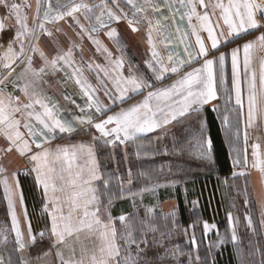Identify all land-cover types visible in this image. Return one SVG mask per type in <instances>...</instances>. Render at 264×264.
<instances>
[{"label":"snow or ice","instance_id":"6c2138e0","mask_svg":"<svg viewBox=\"0 0 264 264\" xmlns=\"http://www.w3.org/2000/svg\"><path fill=\"white\" fill-rule=\"evenodd\" d=\"M124 2L131 9V15L119 7L117 0H101L99 4L72 0L59 7L54 6L51 0H36L35 15L29 23V13L32 11L30 0H0V36L7 31L12 32L0 57V66L5 70L0 73V85H5L0 88V137L7 141V146L0 148V152H17L33 165L31 171L35 173L36 184L41 187L45 197L43 211L50 218L47 233L51 241V248L41 256L32 258L28 255V249L37 242V235L43 240L45 232L34 233L30 220L27 233L22 230L15 203L19 189V182L15 179L17 174L13 173L10 181L6 175L7 169L0 164V185L12 221L10 232L0 230V264H46V258L53 254L58 264H164L165 260L175 262L185 255L179 244L171 248L165 245L164 240L170 237V232L161 233L158 241L148 239L150 233L159 231L152 218L154 207H146L145 216L139 220L131 214H121L116 218L112 216L111 181L117 179L118 187L122 188L123 179L100 173L92 145L81 143L71 148L57 147L54 150L44 146L54 138L57 130L60 133L76 130L73 123L62 119L57 102L39 87L47 82L48 76L63 72L67 80H73L79 86L82 94L88 98V108H94L102 118L95 123L92 116L76 117V120L81 125L87 124L88 131L95 129L98 136L94 134L93 141L102 140L106 145L135 143L157 130L167 135V126L173 121L198 113L204 105L221 96L226 106L232 104L234 98V106L239 113L238 123L245 118L248 125L255 119H264V60L260 64L259 87L256 72L251 70L253 50L257 47L264 49V0H227V3L224 0H215L214 3L212 0H180L181 7L185 9L181 19L187 15L190 22L193 17L199 22L192 26L191 35L195 37V44L186 46L189 59L177 61L169 54L167 63L153 41V27L160 33L163 25L157 21L153 26L147 12V7L158 10L159 6L150 4L149 0H145V3H137L136 0ZM198 9H203V12ZM217 10L219 16L213 20ZM140 13L144 15L140 16ZM66 19L70 20L69 27L75 37L81 42L86 38L95 52L104 57L105 64L89 62L87 67L96 73L108 103L99 99L96 89L83 77V57L80 66L75 62L74 51L80 49L81 45L64 31L60 22ZM121 21H126L133 32L140 30L141 21L145 22L143 26L147 28L148 56L142 60V66L125 58L126 44L122 41L118 27L112 26ZM51 26H54L55 31ZM101 31L111 43V48L99 38ZM176 31L180 32V29ZM253 31H259L260 34L243 44H237V40H242L244 35H251ZM202 32H207L210 44L202 37ZM57 33L64 37L66 44L60 43ZM230 44H236V47L231 48L230 52L222 51ZM229 57L230 82L227 72ZM194 64L199 66L195 67ZM18 66H22L21 71L13 76ZM185 68L190 70L185 71ZM172 76L177 79L161 86L165 79H171ZM20 80L25 81L23 92L28 100L23 104L19 97L13 99L11 95H4L6 82L14 85ZM136 96H142V99L129 103ZM65 99L68 97L65 96ZM125 104L128 106L123 107ZM213 111L219 112V109L214 107ZM109 112L110 115L107 114ZM222 124L226 130H231L228 107L222 113ZM38 127L42 130L37 131ZM190 135L194 141L193 147L198 149V157L210 159L211 139L204 135V122L201 121ZM37 136H43L44 140L35 139ZM234 136L239 139V128ZM253 148L254 159L250 166L264 178V158L258 151L260 145L255 144ZM163 154L168 155V150L165 149ZM234 165L243 170L234 172L233 178L244 177L247 181L250 173L247 171L249 161L246 149L243 155L237 151ZM132 183L129 169L127 184ZM159 186L142 187L137 192L129 187L126 191L133 197L139 195L142 200L144 193H155ZM119 198H124L123 191ZM19 203L24 208L27 220L22 192L19 193ZM247 203L246 199V206ZM235 219L229 213L230 240L239 244L233 223ZM245 219L247 227L255 232L252 218L246 216ZM117 220L122 231L116 227ZM172 223L178 226L174 219ZM203 229L207 236L209 231L216 229V225L205 221ZM11 233H14L11 241L14 243L13 250L19 253L17 261L11 258L5 261L3 257L2 250L10 243ZM224 242V239L217 241L220 245ZM190 243L197 251L195 255L187 253V264H200L195 232L191 234ZM154 247L163 248L164 251L149 257L148 252ZM261 264H264V260Z\"/></svg>","mask_w":264,"mask_h":264},{"label":"crops","instance_id":"0c3cea01","mask_svg":"<svg viewBox=\"0 0 264 264\" xmlns=\"http://www.w3.org/2000/svg\"><path fill=\"white\" fill-rule=\"evenodd\" d=\"M76 2H85V3H93V4H99L101 0H78ZM137 3H145V0H136ZM214 3L215 0H212ZM225 3H227V0H224ZM117 3L119 4V7L122 8L125 12H128L129 15H131V9L125 5L124 0H117ZM150 4H156L158 5V10H154L152 7H147V12L149 14V19L152 21V25L155 26L156 22L159 21L161 25H163V28L160 33H158L155 28L153 27V41L156 43L157 51L160 53L161 57L165 59V62L167 63V56L169 54L172 55L173 60H186L189 59L187 56L186 46L189 43L195 44V37L191 35L192 32V26L198 25V21L195 19V17L192 18L191 22L189 21L187 15H184V18L181 19V15L184 13L185 9L181 7L180 0H149ZM111 6V5H110ZM176 9H179L178 12H176ZM198 11L203 12V9H198ZM175 12V15H174ZM144 13H140V16H143ZM219 16V10L216 12V16L213 17V20H215ZM139 18V17H138ZM62 27L64 28V31L72 37L73 40H76V43L78 45H81L80 49L74 51V58L75 62L78 66L81 65V57H83V77L88 81V83L97 91V95L99 99L104 102L108 103L107 98L103 95V89L99 86V81L97 79V75L94 71L89 70L87 67V64L89 62H95L100 64H105L104 57L100 55L99 53L95 52L94 47L91 45V42L88 41L86 38L83 42H81L79 39L75 37V35L72 32V29L69 27L70 20L66 19L65 21L60 22ZM144 21H141L140 30L138 32H133L131 28L127 25L126 21H121L118 25L113 24V27H118L119 34L122 38V41L124 44H126L125 49V58L130 59L135 64H141L142 66V60L146 59L148 56V45L146 43V33L147 28L144 26ZM53 31H55L54 26ZM179 28L180 32H177L176 29ZM225 31H227L225 29ZM182 33H186L187 35H182ZM260 33L259 31H253L251 35H244V38L242 40H237V44H243L247 40H252L255 38V36H258ZM60 40L61 44H66L64 37L60 34H56ZM202 37L207 41V32L201 33ZM99 38L104 41L105 44H108L111 48L112 45L108 41L107 37L104 35L103 31L99 34ZM210 44V41H207ZM41 47H44L43 44H41ZM236 47V44H230L227 48H222V51L230 52L231 48ZM45 51L48 52V49L45 48ZM51 55V53H49ZM252 63H251V70L256 72L257 77V86L259 87V77H260V64L261 61L264 60V49L257 47L253 50L252 57H251ZM243 61V53L241 52V63ZM193 66L198 67L199 64H194ZM22 66H18L16 68V72L13 73V76L16 75V73L21 71ZM185 71L190 70V68H185ZM5 71V70H4ZM3 71V72H4ZM70 71V70H69ZM1 72V73H3ZM227 72H228V78L229 82L231 80V61L230 57L227 64ZM63 73V72H62ZM64 74V73H63ZM47 82L42 83L39 85V87L43 90L45 94L52 97L55 102H57L58 107L60 108V115L62 119L67 120L75 126V131L72 133H60L58 130L54 134V138L47 141V143L44 145L45 147H48L52 150L56 149L57 147H69L71 148L73 145H79L81 143L85 145H92L96 151V158L100 165V173L103 176H108L109 174H112L114 177L119 176L123 179V186L118 187L119 181L115 178L112 179V193H113V204L111 207V214L114 218L119 217L121 214L129 215L131 212H139V208L144 207V201H141V206L139 207V198L141 200V197L139 195L137 196H131L127 193V189L129 187L132 188L133 192H137L139 188L146 187L144 185L145 181L141 180V186L139 187L137 184V178L144 179V172L145 170L147 173H153L155 171V166H153L152 169L148 168V162L149 161H155L160 162V157L165 154H163L164 150L167 149L169 154L171 155L172 149L171 145L177 141V139L180 137L185 138V155L187 154L188 149H192L193 144V138L190 135V133L197 127H199L198 123V117L201 121L204 122V131L206 133V138L210 137L208 134V126L206 123V117H205V111L207 109H210L213 111L214 107H217L219 109V112H215L218 122L220 124L222 134L225 140V143L228 148L231 165L234 172L242 171L238 166L234 165V158L237 154V151L243 155L246 149L248 161H249V167L247 171L250 173L248 176L250 181V188L252 189V192H254L256 203L259 206V202H264V178L261 177V173L257 169L251 168V163L253 162V146L255 144H259L260 148L258 151L260 152L261 158H264V119H255L250 125H248L246 118L241 119L238 123V116L239 113L234 106V98L233 102L230 105H225L224 97L221 96L220 99L212 101L209 104H206L199 110L198 113H191L190 115L185 117H179L176 121H173L172 124L167 126V135H164V132L162 130H157V132L148 133L142 140H139L135 143H128L127 145H120L119 142H117L118 146L113 145H106L103 143V141H93V135L97 134L95 133V129H92L89 131V134L87 136H81L78 135V132L81 131H87L88 132V125L87 124H79V122L76 120V117L81 116V114L84 116V118H87L88 116H92L93 122H97L100 117V114L95 112L94 108H88V98L82 94V92L79 89V86L76 85L77 91L72 90V88L66 84V83H55L51 80V78H46ZM175 79H177L176 76H172L171 79H165L164 85L172 83ZM74 82L73 80H70ZM7 84V82H6ZM13 86L12 93L8 94L7 92L4 93L5 96L11 95L13 99L16 97H19L20 102L26 103L28 102L27 97L24 95L23 88L25 85L24 80L18 81L16 84H7ZM1 88V85H0ZM79 93L78 95L76 94ZM65 96L68 97V99H65ZM142 99V96H136L134 101H129V103L136 102ZM128 105L125 104L123 107H127ZM225 107L229 108V115L230 120L232 124L231 130H226L224 125L222 124V113L224 112ZM83 109V111L81 110ZM118 110V109H116ZM244 112L245 116L247 113V100L245 95V106H244ZM107 114H111L110 112ZM195 116V118H194ZM185 119L188 124L184 125L183 127H180L178 123ZM34 123V122H33ZM237 128H239L240 131V137L237 140L234 136ZM37 131H41L39 127L36 129ZM184 132V135L182 134ZM245 135H246V143H245ZM37 140H44L43 136H37L35 137ZM211 139V138H210ZM7 146V141L0 137V148H4ZM173 146V145H172ZM35 150V149H34ZM211 151H212V140H211ZM134 162L137 166H134ZM0 164H2L6 169V175H8L9 180H12V174L16 173L15 179L19 182V192H22L21 189V183L20 179L22 175L29 176L32 178V182L35 186L37 196L41 199V204H45V197L42 192L41 187H39L36 184L35 180V173L31 171V168L33 165L31 162L26 158L20 156L17 152H11L8 154H5L3 152H0ZM154 165V164H153ZM137 167V168H136ZM131 169L132 173V185L127 184L128 180V170ZM157 169V173H158ZM162 170V168H160ZM141 173V175H139ZM168 176L170 173H167ZM233 176V175H232ZM161 183L156 184L159 186ZM99 186L102 188L103 184L102 182L99 183ZM151 187V186H149ZM166 187H158L159 193L161 190L165 189ZM170 188V187H169ZM124 192V198H119V195L121 192ZM23 193V192H22ZM145 194V193H144ZM24 198V193H23ZM143 199V198H142ZM171 199H175L174 197H170ZM24 206L26 207L28 219L26 220L24 215L21 217L24 218V221L27 222L30 220L31 226L34 225V217L32 213L30 214V211H28V205L24 198ZM21 207V206H20ZM44 209V205L42 207ZM42 227L36 231L34 228H32L33 232L36 234H39L40 232H45L44 239L41 240L39 235H37V242L36 247L39 250L40 248L46 249L49 251L51 248V241L48 239V233L47 229L50 228V218L46 215H44L42 219ZM207 220H204V222ZM45 222V223H44ZM208 222V221H207ZM211 224H217V222H208ZM38 225H40L38 223ZM21 226V225H20ZM41 226V225H40ZM39 226V227H40ZM116 227L118 231H122L121 225L119 221H116ZM187 227V226H186ZM25 233H27V230H24ZM212 230L209 231L207 236H205L204 232L202 231V235L200 236V239L196 236V241L198 244V250L200 251L199 255L202 257L203 251H205V256L210 257L212 261H214L215 255L220 251L218 248L211 247V251H209V239L213 235H211ZM223 233V232H222ZM189 236V239L191 237ZM223 236V234H220ZM159 238V236H158ZM200 242V243H199ZM191 244V243H190ZM203 245V250H200V246ZM155 250V249H154ZM54 249H52V252L54 253ZM160 251V248L158 252ZM157 252V251H155ZM155 254V253H154ZM153 254V255H154ZM52 261L54 264H58V261L56 260L54 254L50 255Z\"/></svg>","mask_w":264,"mask_h":264},{"label":"rangeland","instance_id":"374dc122","mask_svg":"<svg viewBox=\"0 0 264 264\" xmlns=\"http://www.w3.org/2000/svg\"><path fill=\"white\" fill-rule=\"evenodd\" d=\"M31 2H32L33 17H34L36 0H32ZM71 2L72 0H66L62 2V4H68ZM11 36H12L11 31H7L3 34V36H0V57L3 56V52L6 49L7 43L9 39L11 38ZM3 71H4L3 67L0 66V73ZM204 135L206 137L205 131H204ZM193 145H194V141L192 144V153H194V156H195L194 159L191 160L190 154H186V155L184 154V158L186 159L185 162L189 166L192 167L193 172H195L198 169H208L212 167V161H213L212 151L210 150V154H209L210 159L202 160L197 155L198 149H195ZM29 178L32 182V178L31 177ZM179 179H180V176H177L176 180H174L176 182L175 184L172 183L173 182L172 180L166 183H161L160 185L162 186L160 187H166L165 188L166 192H163V194L159 193V190L157 189L158 188L157 187L155 193H151V192L145 193L143 194L142 200H140L139 198V202H140L139 207L141 206V201H144V207L139 208L140 210L137 213H140V212L145 213V209L148 206L154 207L155 212L153 216L157 212H159L164 217H166L164 221H156V224L160 223L161 225L160 226L158 224L159 225L158 229L160 231L164 230L166 233H169V232L171 233L170 237L165 238L164 240L165 245L171 248L172 246L179 244L185 252V255L180 256L177 261L173 262L171 260H165L164 264H187L188 262L187 253L192 252L193 255H195L197 251L190 244V239H189L190 233L195 232V235L197 236V238L200 239V236L202 235V231L204 232V229H203L204 221L200 223L202 224V230H200L201 225L198 222H195V221H198V217H196V219L193 220L189 226L187 227L185 226L184 228L178 227L176 224H173L172 223L173 219H170L173 216L177 215V200L176 199L170 200V197L171 198L173 197L172 195L177 186L180 185L183 188L185 187L187 188L188 186V183L180 182ZM223 181H224V191L222 190V199L228 211L227 216H226V227H225V230L222 231V229L219 228V222H218L216 224L217 225L216 229L212 230L211 235L213 236L211 237V239L208 240L209 244H211V247H213V250H214V248L220 249V247H222L225 244V242L232 243L230 240L231 226L229 223V213H231L233 218H237L234 220L233 223L236 228V234L239 238L240 243L239 244L233 243V244L237 249L236 251H237L239 263L240 264H261V261L264 260V226H262V222H264V202L261 201L259 202V206L257 205L256 199H255L256 195L254 194V192H252V189L250 188V181L248 177H247V181L245 180L244 177H239L237 179L236 178L234 179L233 176H231L229 180L225 179ZM20 183H21L22 192L24 193V187H23L21 179H20ZM151 186H157V185L154 184ZM245 189H246V194H245ZM18 192H19V189L17 190V196L15 197L16 212L20 220L21 228L24 231V230H27V225H26L27 222L24 221V218L21 219V217L24 215V208L20 207L21 205L19 203V193ZM165 197L166 199L163 200ZM24 198H25V195H24ZM246 199L248 201L247 206L245 205ZM38 201H39L38 202L39 212L36 215L32 214L33 216L31 217H34V220L36 221V223L38 221V223L41 225V226L39 225L40 226L39 228H41L42 222H43L42 219L45 215L42 209L44 203L43 205L41 204L42 202L39 197H38ZM28 211H30L29 208H28ZM31 213L32 212L30 211V214ZM37 215L39 217H36ZM246 216H250L252 218L253 225L255 227V232H253L252 229L247 227V221L245 219ZM167 219L168 221H166ZM174 220L177 221L176 219ZM192 225H195V227L193 228ZM11 228H12L11 216L8 213L7 202L4 199L3 187L2 185H0V230H7L10 232ZM220 234H223V236ZM13 236H14L13 233H11L9 236V239H12L11 237ZM148 239L157 240V241L160 240L161 232L159 233L157 231L154 234L150 233L148 236ZM219 239H224L225 242L222 245H220L217 243ZM10 244H11V240H10V243L7 245V247L2 250L5 261L8 260V251L10 249ZM256 249H259V250L256 251ZM158 250H159L158 248L154 247L152 251L148 252L149 257H153L154 256L153 254L156 253L155 251L158 252ZM200 250L201 251L203 250V245L200 246ZM163 251L164 249L160 248L159 252L162 253ZM198 253H200L199 250H198ZM202 254H203L202 257L199 255L200 264H210V261H212V259H210L209 255L205 256V251H203Z\"/></svg>","mask_w":264,"mask_h":264},{"label":"trees","instance_id":"16d2710c","mask_svg":"<svg viewBox=\"0 0 264 264\" xmlns=\"http://www.w3.org/2000/svg\"><path fill=\"white\" fill-rule=\"evenodd\" d=\"M205 117L208 126V134L212 140V167L208 169H198L193 172L192 167L185 162L186 159L184 158L185 138L179 137L177 141L172 144L173 146L171 145V155H162L160 157V162H148V168L152 169L153 166H155V171L153 173L149 174L145 170L144 179L137 177L136 179L138 180L137 184L139 187L142 184L141 180L145 181L144 185L146 187H149L154 184L166 183L171 180L174 181L177 176H180V182L188 183V186L187 188H183L179 185L175 188L172 196L177 200V215L170 219H176L178 227L184 228L185 226H189L192 221L198 217V221L195 222L199 224L204 220L211 223L219 222V228L223 231L226 227V216L228 213L222 199V190L224 191L223 180H229V178H231L233 168L228 148L215 112L207 109L205 111ZM188 122L183 119L178 125L183 127L187 125ZM198 124L200 125L199 117L197 125ZM182 134L184 135V132ZM187 154L191 155V160L194 159L195 156L194 153H192V149H188ZM134 166H137L135 162ZM160 168H162V170H160ZM157 169H159L158 173ZM167 173H170V175L168 176ZM139 175H141V173ZM21 181L24 187V195L28 208L32 214L36 215L39 212V201L35 186L28 176L22 175ZM163 192H166V189L161 190L160 193L163 194ZM165 199L166 197L163 200ZM131 215H135L139 220L145 216V213L131 212ZM36 217L39 216L37 215ZM152 218L157 228L160 223H158V225L156 221H164L166 219V217L159 212ZM166 221H168V219ZM200 225V230H202V224ZM158 232L166 233L164 230H159ZM236 250L233 243L225 242L220 251L215 255L214 261H210V264H240Z\"/></svg>","mask_w":264,"mask_h":264},{"label":"flooded vegetation","instance_id":"af4514ba","mask_svg":"<svg viewBox=\"0 0 264 264\" xmlns=\"http://www.w3.org/2000/svg\"><path fill=\"white\" fill-rule=\"evenodd\" d=\"M31 1L32 0H30V2ZM64 1H66V0H51V2H53V4L55 6H57V7H59L60 5H62V2H64ZM31 4H32V2H31ZM32 18H33V12L31 11L29 13V23L32 22ZM47 78H51V80L54 81L56 84L57 83H60L61 84V82L62 83H66V84H68L72 88V90L77 91L76 85L74 84V82H72L70 80H67L62 72H57L55 75H50ZM77 92H76V94L78 95L79 93H77ZM79 117L84 118V116L82 114ZM87 134H89V131L88 132L87 131L78 132V135H81V136H85V135L87 136ZM95 135L98 136V134H95ZM33 222H34V226L32 225V228H34V230L36 229V231H38L40 229L39 228V225H38V221H37V223H36L35 220ZM13 235H14V233H13ZM13 237H11V238H13ZM10 240L12 241V239H10ZM13 249H14V243L11 242L10 249L8 251V259L11 258L13 261H17L18 260L19 253L16 252V251H14ZM46 251H48V250L43 249V248H40L38 250L37 247H36V244H35L34 247L28 249V255L30 257H32V258H35L37 256H41ZM46 264H54L53 261H52V259H51V257H50V255L46 258Z\"/></svg>","mask_w":264,"mask_h":264},{"label":"water","instance_id":"95a60500","mask_svg":"<svg viewBox=\"0 0 264 264\" xmlns=\"http://www.w3.org/2000/svg\"><path fill=\"white\" fill-rule=\"evenodd\" d=\"M2 87H5V85H1V88H2ZM6 87H7L6 92H7L8 94H11V93H12L13 86H11V85H7V84H6Z\"/></svg>","mask_w":264,"mask_h":264}]
</instances>
